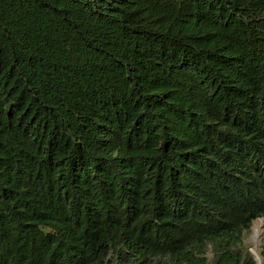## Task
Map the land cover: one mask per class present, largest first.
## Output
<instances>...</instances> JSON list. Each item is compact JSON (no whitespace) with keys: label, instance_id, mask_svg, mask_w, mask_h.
Listing matches in <instances>:
<instances>
[{"label":"trees","instance_id":"1","mask_svg":"<svg viewBox=\"0 0 264 264\" xmlns=\"http://www.w3.org/2000/svg\"><path fill=\"white\" fill-rule=\"evenodd\" d=\"M0 264H264V0H0Z\"/></svg>","mask_w":264,"mask_h":264},{"label":"rangeland","instance_id":"2","mask_svg":"<svg viewBox=\"0 0 264 264\" xmlns=\"http://www.w3.org/2000/svg\"><path fill=\"white\" fill-rule=\"evenodd\" d=\"M261 217H255L251 221L250 231L245 238L246 243L249 245V249L256 252L257 245L259 243V234L261 231Z\"/></svg>","mask_w":264,"mask_h":264},{"label":"water","instance_id":"3","mask_svg":"<svg viewBox=\"0 0 264 264\" xmlns=\"http://www.w3.org/2000/svg\"><path fill=\"white\" fill-rule=\"evenodd\" d=\"M250 251H251L252 255L257 259V254H256V252H255V251H252V250H250Z\"/></svg>","mask_w":264,"mask_h":264}]
</instances>
